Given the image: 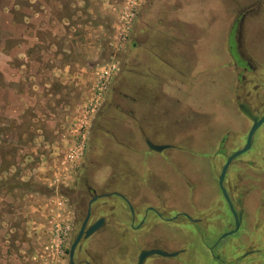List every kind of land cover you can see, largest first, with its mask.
<instances>
[{
  "label": "rangeland",
  "instance_id": "374dc122",
  "mask_svg": "<svg viewBox=\"0 0 264 264\" xmlns=\"http://www.w3.org/2000/svg\"><path fill=\"white\" fill-rule=\"evenodd\" d=\"M149 1L16 0L13 16L28 17L33 38L26 54L10 61L11 74L0 73V264H67L64 251L76 217L74 190L81 186L80 167L107 87L115 95L116 109L97 141L95 157L102 165L98 182L137 190L139 182L133 175L138 170L123 166V155L145 141L142 112H136V85L160 81L151 73L153 63L163 66L160 55L167 59L175 51L166 39V27L159 24L168 19L173 0L146 6ZM248 1L195 0V4L204 6L202 22L212 31L226 15L218 17L219 9L240 10L239 2ZM151 27L149 39L123 64L124 46L136 32L141 35ZM0 37L7 40V48L17 44L1 29ZM169 111L178 118V109ZM166 113L160 110L155 117L165 131L179 122ZM166 141L185 142L178 137ZM181 155L188 157V152ZM127 173L132 176L125 180ZM159 186L161 191L168 189L156 183ZM169 186L174 204L184 205L181 192L187 191L186 183ZM155 231V244L183 247L190 242L184 221L164 223ZM199 241L196 237L194 242ZM127 243L137 242L131 238ZM175 259L182 263V257Z\"/></svg>",
  "mask_w": 264,
  "mask_h": 264
},
{
  "label": "flooded vegetation",
  "instance_id": "af4514ba",
  "mask_svg": "<svg viewBox=\"0 0 264 264\" xmlns=\"http://www.w3.org/2000/svg\"><path fill=\"white\" fill-rule=\"evenodd\" d=\"M188 1L173 0L168 19L171 10L185 8ZM163 2L150 0L146 6ZM237 6L242 11L227 36L235 71L232 80L227 78L225 90L218 93V103L228 113L232 94L239 115L218 114L212 128L193 143L194 138H182L175 132L179 122L167 131L158 127L155 117L166 106L155 99L144 103L141 88L136 85V112H142L139 118L146 129L145 141L139 149L123 155V166L132 165L138 170L133 175L140 184L136 191L98 182L102 165L95 157L97 141L116 109L115 95L107 87L80 167L81 186L74 190L76 217L64 251L67 264H176L178 257L183 258L180 264H264V120L260 122L264 116V54L246 46L244 38L245 17L264 9V0L239 2ZM166 21L159 24L166 27ZM152 31L151 27L141 35L135 33L124 46L123 64L129 62L134 49L145 44ZM123 95L127 96L124 92ZM183 108L198 111L191 103H184ZM150 122L152 125L146 126ZM222 126L227 127L223 134L213 133ZM177 137L184 139V144L166 141ZM247 144L248 149L238 153ZM182 152H188V157ZM160 164L165 168H160ZM128 175L131 174L123 175V179ZM182 181L187 191L181 192L185 204L180 206L174 204L169 184ZM156 183L168 189L161 191ZM182 221L190 234L189 243L183 247L154 243L157 228ZM196 237L200 239L197 245ZM131 238L137 242V250L127 243ZM152 250L157 251L149 253Z\"/></svg>",
  "mask_w": 264,
  "mask_h": 264
},
{
  "label": "crops",
  "instance_id": "0c3cea01",
  "mask_svg": "<svg viewBox=\"0 0 264 264\" xmlns=\"http://www.w3.org/2000/svg\"><path fill=\"white\" fill-rule=\"evenodd\" d=\"M191 1L193 4L186 5L185 8L171 10L170 18L165 22L168 31L166 39L169 44H173L175 51L173 55L169 54L167 59H162L163 66L156 65L154 61L151 73L160 78V81L150 86L141 85L139 88L144 103L155 99L159 104L166 106L167 115L179 121L180 126L175 130L179 137L199 139L209 127L212 128V122L218 114L233 116L240 113L234 106L231 91V111L225 113L223 105L218 103V93H221L223 88L225 90L227 78L232 80L231 76L235 71L227 48V36L240 10L231 7L219 9L218 17L219 14H226L224 19L219 18V24L215 28L213 26L212 31H207L202 22L204 6L195 4V0ZM15 8L16 0H0V29L6 33L7 38L17 42L7 48V40L4 41L0 37V73L6 75L11 74L13 69L10 67V61L26 54L25 47L31 43L27 42L33 38L30 20L27 16L24 19H16L13 16ZM244 32V38L248 42L246 46L264 54V9L248 13L245 17ZM200 44H205V47L199 48ZM187 49L191 52L187 53ZM193 60L195 64L192 63ZM198 90L200 93H197ZM184 103L194 104L198 111H186L183 108ZM169 108L179 110L178 118L171 114ZM226 128L222 126L218 131L215 128L213 133L223 134Z\"/></svg>",
  "mask_w": 264,
  "mask_h": 264
},
{
  "label": "water",
  "instance_id": "95a60500",
  "mask_svg": "<svg viewBox=\"0 0 264 264\" xmlns=\"http://www.w3.org/2000/svg\"><path fill=\"white\" fill-rule=\"evenodd\" d=\"M264 120V116H263V118L260 120V122L261 121H263ZM260 122H258V123H260ZM248 146H249V144H247V146L243 149V150H241V151H239L238 153H240V152H243V151H245V150H247L248 149ZM90 232V230L88 231V233ZM155 251H157V250H152V251H149V253H152V252H155Z\"/></svg>",
  "mask_w": 264,
  "mask_h": 264
}]
</instances>
